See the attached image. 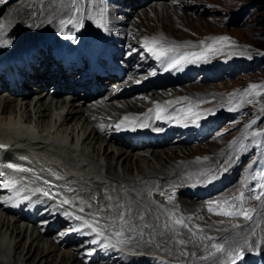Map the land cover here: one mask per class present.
<instances>
[{"label": "bare ground", "instance_id": "obj_1", "mask_svg": "<svg viewBox=\"0 0 264 264\" xmlns=\"http://www.w3.org/2000/svg\"><path fill=\"white\" fill-rule=\"evenodd\" d=\"M15 1H8L6 5L9 12L8 10H5L3 14V19L5 20L0 21V26H2L0 27V40L2 41L7 42L11 38L15 37H21L22 40H36V37L45 33L48 28H51L52 30L53 26L60 24L61 21L66 19L70 20L76 17L75 12L77 8L82 5V0H69L67 6H70V9L68 8V10H65V4L68 0H21L18 1V3H14ZM158 1H160L161 4L144 8L141 16H139V21L141 23L142 20H145L146 23L152 21L148 15V12L154 11L157 14V22H159L162 26H169L171 24L173 30L185 26L183 24L185 16L181 15L182 13H178V8L168 7V4L171 3L166 0ZM58 2H60V4H58L59 6L56 5ZM30 3L31 6H28ZM124 3L133 6L134 4H140V0H124ZM177 4L183 5L184 2H178ZM3 6L4 5H0V12L4 10ZM109 9L110 12H116L115 10H112L111 7H109ZM101 10L102 7L99 4V8L96 10V12ZM66 12L68 14L65 16ZM133 12L134 11H131V13ZM98 15L95 13L94 19H98ZM136 24L137 23H135V26ZM26 25L32 27V29L25 31L24 26ZM60 26H62L65 30H68L70 27V25L67 24H61ZM74 27L77 26L74 25ZM5 31L7 36L6 38H4L2 34V32ZM7 44H9V42H7ZM178 85L177 87H174L177 90H183L188 86L190 87V85ZM48 88L49 87H45L46 90ZM174 88H171L170 86L159 87L157 90H154L150 93L151 95H149V98L152 99L156 96L159 97L160 90H162V97L166 98L167 92L174 91ZM51 101L52 98H49L43 94V91L41 97L37 100L31 102V98H27L19 105L12 100H7L5 98L0 99V140L8 145H28L27 147L29 149H33L34 152L40 153L42 156H38L36 160L43 161L45 163L44 165H46L45 168L50 167L57 169L59 175L63 177L67 183L72 181L70 187H73V185H75L76 188L77 186L79 187L83 196H86L87 192H90V190L94 189L93 194H96L98 199H104L105 203L107 202L109 206H112V208L113 205H120L119 203H121L125 208L128 207L132 209L133 215L137 214L138 216H141V219H139L137 223L139 225L138 227L145 229L149 236H151L150 238H152V243L150 245L152 247L159 249H169V247L171 249L172 247V249H174L173 242L170 239L172 237V231H157V225L160 226L162 224L160 223V220L162 219V213H164L165 207L161 209L157 204L149 199L145 192L150 184L163 183V186H166L169 185V181H172V179L178 178L180 176H174L172 174L174 177L169 178L167 182H164V179L168 178L167 174L169 173L167 172L165 175L144 174L145 172L143 173L141 167L143 164H140V161L145 164L146 159L139 158L141 152L144 151L131 154L128 153L129 151H122V146H126L130 149L132 147H138L137 143L133 142L131 138H124L121 135H107L106 132H104V128H100L95 122L88 120V116H83L82 108L81 106L77 105L76 102H69L67 104L65 103V105L62 106L61 104L52 103ZM130 103L128 105H130ZM143 124H145V122ZM243 130L244 128L242 127L241 132ZM143 132L145 134L143 140H148L146 143L149 145L151 143L150 139L153 140L154 138L146 137L148 136L147 134L150 135L148 129L145 128ZM172 133H176V135L165 136L163 140L167 141L170 146H174L172 145L174 143L185 142L184 138L182 139V136L189 137L196 135H187L186 131L184 130L169 129L168 134L170 135ZM239 136L241 137L239 134L235 136L230 143L234 145L233 149H235V151L232 153L230 158L232 159L231 161H223L225 163H221L223 164L221 167V170L223 171H229V169L231 167H235L237 163V158L234 154H241L242 150L239 151V149L243 144V141L240 139V144L236 145V140L239 138ZM218 139L219 138H212L209 142L203 143V146L206 147L205 150H209V152H205L206 155L208 154L210 156L215 154L214 158H209L210 161H216V158L219 160L220 158L224 157L216 155V151L219 150V142L217 141ZM141 144L144 145L145 143ZM200 147H195L192 148L193 150H189L188 147L185 148L176 146L173 151H152L150 154L151 157H154V159L164 161L169 159H180L176 155L178 152H188V154L186 153L185 156L187 158H192V156H200V154L197 153L200 150ZM163 155L164 157H162ZM102 161L105 163H101ZM113 161H116V166L114 167H112ZM132 161H134L133 166L136 165L137 170L141 172L140 175L138 174V179H136V177L129 178L125 177L124 175H120L116 170L119 163L122 162L123 164L121 168L124 171L122 173H129L132 171ZM242 164V170H240L238 174L240 177L242 176L245 181L247 174V170L245 169L246 163ZM188 165L189 166H187V168H184V166H181L180 164L173 168L163 166V170L166 171L168 168L169 170L171 169L170 171H172V169H175L174 171L181 170V174L189 175V172H191L192 169L197 168L200 164ZM36 166L39 167L38 165ZM102 169H104V175H101L99 172ZM155 179H159L160 182H155ZM152 180L155 181L153 182ZM122 185H124V187H122ZM117 187L121 188L120 192H116ZM132 190H136L139 195H136V193L132 192ZM233 191V188H230V190L227 191V194L231 195ZM110 194L113 196L117 194L119 197L117 200L111 201V199L108 200V196ZM104 196H106V198H104ZM154 197L156 200L163 202L159 196L154 195ZM183 197L186 196L181 195L178 197V200H176L177 204L179 203L186 209L192 207V204L194 203L191 202V204L186 202ZM232 197L233 196H230V198ZM196 200L199 201L200 199ZM173 204H175V201ZM260 206V208H257V206L251 207L252 210L249 211L251 219H245L242 217L240 222L242 224H240L239 227L237 226V228H239L237 231H240L237 237L232 236L233 234L231 233L233 231L223 229V231L218 233H215L214 231L216 237L210 236L205 232L206 228L204 229L201 227V223H199V221H196L195 224L197 227L195 229H197V231L199 229L206 234L204 242L200 243V247L198 244L194 243V240H192V235L189 229H179L178 232L183 237H179L178 232L177 236L182 238L183 241L185 240V242H191L192 245H190L194 246V250H212L216 243L222 242L227 248L249 251L257 244L255 243V238H253V235L250 237L248 236V234H251L249 232L251 231L253 234H256L254 235L256 240L257 238L261 239L264 235V205ZM101 207H104L103 202ZM0 212L5 215L11 214V212L8 210L3 209L1 205ZM142 214L146 215L142 216ZM2 215H0V264H18L17 259L19 257V259H21V264H84L83 257H79V249L74 250L75 248L73 246L67 245L62 247L65 249V256L61 257L60 255L55 258L54 253L60 248V242H56L53 239L54 237L48 238V235H42L43 233L40 231V228H38L35 224L30 226L28 225V227L24 224L26 222L22 221L21 217L16 214H12L13 219L2 217ZM144 218H147L149 221L144 222ZM213 218L217 220L220 217L213 216ZM223 221L230 222V220H222V222ZM214 223L217 224L216 221L213 223L210 222V225H208L210 229L215 227ZM198 226H200V228ZM217 228H219V226ZM220 233L226 235L228 234L229 240L224 241L223 236ZM243 233L245 235H243ZM241 236H245L247 238H245V241L241 240L242 244L235 243L234 241L240 240ZM200 242H202V240H200ZM8 255L11 258H6ZM193 255V259L197 263H213L211 258L204 259L196 256L195 254Z\"/></svg>", "mask_w": 264, "mask_h": 264}, {"label": "rangeland", "instance_id": "obj_2", "mask_svg": "<svg viewBox=\"0 0 264 264\" xmlns=\"http://www.w3.org/2000/svg\"><path fill=\"white\" fill-rule=\"evenodd\" d=\"M15 1V0H14ZM184 2L183 5H178V2ZM69 0L65 4V10H68V4ZM145 2V0H143ZM14 3H18V1H15ZM13 3V4H14ZM60 2L56 3L57 6H59ZM167 6V5H166ZM151 7V6H150ZM168 7L171 8H178V13H182L181 15H184V21L183 24L185 26H182L180 28H176V30H173L171 27V24L169 26H162L159 22H157V14L153 12H148V15L152 21L145 22V20H142V23L139 21L144 8L136 13V15L130 16L131 19V25H132V31L134 33H140L143 34H151L155 31H161L164 35L167 37L179 40V41H198V42H206V43H213L215 40H219L223 37H227L228 41L224 44H217V48L220 54L223 55H230L228 61H239V66H237V69L233 70L231 74H224L220 77L211 79V80H205L201 82H196L193 80H188L180 83L183 85H190L187 88L183 90H177L174 87H177V85L172 86L175 90L171 92H167L166 98L162 97L161 91L159 93L158 99H178L182 96H199L207 94L208 96L200 97L201 101H206V105H214L217 108H219L220 104L223 102H228L230 105H232V109H244L245 117L244 119L247 120L244 125V130L241 132L242 127L239 126L238 128L232 127L227 121H222L217 126L215 130L210 134L213 136L215 135H221V139L219 138L217 141L219 142L218 145V151H216V155H220L219 160H211L209 158H214L215 154L212 155H206L205 152H209V150H205L206 147L203 146L204 142H209L210 138L204 137L203 139H197L196 135L193 136H186L183 137L185 142L180 143H174L170 146V144L167 141H163L165 136L162 138H154L151 140V143L147 145L148 140L143 141H136L134 139L133 142L137 143L138 147H132L131 149L122 146V151H129L128 153H139L140 159H146L145 164L140 161V164L143 170L144 174H153V175H165L166 172L168 179L172 178L174 176H180V178L184 179H190L188 181H197L195 179H201L203 178L202 175L209 172L213 167L221 169L223 164L225 162L223 161H231L232 159V153H234L235 149L234 145L229 144L226 145V141H229L231 138H233V131L235 132V136L238 134L241 135L236 140V145L240 144V139L243 141V144L239 151H241L240 155H243L244 161L245 158L249 153H245L248 148H251L253 154L257 156V163H255L252 166H248L247 170V177L246 182L251 181L253 182V185L255 186L258 182L261 180L262 172L264 173V157L260 154V138L264 136V118L262 120V124L258 120V116L261 115L264 112V0H176V2L168 4ZM6 11L8 10V7H6ZM181 10V11H180ZM131 11L134 10H130ZM2 12V11H1ZM0 12V13H1ZM5 12V11H4ZM9 12V10H8ZM11 13V12H10ZM68 13H65V16ZM63 16V15H62ZM0 17V21H3V19ZM191 18V19H190ZM135 23L136 26H135ZM27 26V25H26ZM24 26V30L32 29V27ZM23 30V31H24ZM226 46V47H224ZM221 54V55H222ZM234 56V57H231ZM227 60V59H226ZM225 72L230 73L229 70H225ZM179 86V85H178ZM168 87V86H166ZM171 87V88H172ZM166 89V88H164ZM163 89V90H164ZM43 90H46L45 88ZM157 90V89H156ZM159 92V91H157ZM210 100V102L208 101ZM224 110V109H223ZM237 116V115H236ZM240 115L238 114V117ZM147 138H149V134H147ZM175 136L176 133L167 134L166 136ZM122 136V135H121ZM234 136V137H235ZM123 137V136H122ZM129 139V138H128ZM160 139V141H159ZM162 139V140H161ZM181 140V139H180ZM156 141V142H155ZM216 141V140H215ZM119 142V141H118ZM141 143H145L144 145ZM193 145V146H192ZM185 147L189 148V150H193L192 148L200 147V150L197 152L200 154V156H192V158H187L185 154L188 152H178L176 154L180 159L176 160H156L154 157H151L152 151H158L162 152L164 150L173 151V149L176 147ZM233 149V150H232ZM238 149V148H237ZM250 151V152H251ZM190 154V153H189ZM210 154V153H209ZM231 154V155H230ZM125 155V154H124ZM197 155V154H196ZM222 155V156H221ZM230 155V156H228ZM164 157V155L162 156ZM225 158V159H224ZM228 158V160H227ZM163 159V158H162ZM184 159V160H183ZM104 160V158H103ZM183 160V161H180ZM199 160V161H198ZM201 160V161H200ZM215 161V162H214ZM219 161V162H218ZM101 163H105L102 161ZM223 163V164H221ZM113 166H116V161L112 162ZM122 162L119 163L116 170L120 175H124L125 177H136L138 179V176L141 172H139L136 168V165L133 166L134 161H132L131 170L129 173H122L124 172L121 168ZM148 164V165H147ZM178 164L181 166H184V168H187L189 166L188 164H200L197 168L192 169L191 172L188 174H181V170L172 169V171L169 170V168L165 171L163 170V166L166 167H175ZM203 164V165H202ZM221 164V166H220ZM215 165V166H214ZM202 168H200V167ZM243 166V164H242ZM242 166L237 167L235 170L237 173L242 170ZM136 168V169H135ZM183 168V169H184ZM203 169V170H202ZM174 171V173H173ZM190 171V170H189ZM203 171V172H202ZM101 175H104V169L99 171ZM177 172V173H176ZM259 172V180L256 177V173ZM139 174V175H138ZM172 176H171V175ZM128 175V176H127ZM170 175V176H169ZM163 177V176H162ZM164 178V177H163ZM239 178H242V176ZM176 179V178H174ZM156 180V181H155ZM155 182H158L159 179H155ZM153 181V180H152ZM153 181V182H154ZM241 181L243 182L244 179L242 178ZM160 182V181H159ZM124 187V185H122ZM247 190V191H246ZM247 194L243 195V201L235 200L232 197V201L230 202L231 208L229 210L233 211L234 213H237L231 217L223 216V215H217L215 214V210L210 212L209 205H223L224 208H229V205H224L223 202L225 200H205L202 203H198L197 200L187 197H183L186 202L188 203H194L192 204V207L185 208L184 206L180 205L179 203L175 205V208L180 210L182 215L186 216L188 219V223L191 225V227L194 229L197 227L195 224L196 221H199L201 223V227L205 229V232L208 233L210 236H215V233L223 231V230H230L233 231L231 234L232 236L237 237L240 233L239 227L241 222V215L240 213L242 210L250 207H256L260 208L261 206V200H258L257 197L253 200H250L247 198L248 195L253 194V190L251 191V188L248 187V189H245ZM132 192L136 193V195H139V193L136 190H132ZM234 191L233 193H235ZM260 196H264V191L260 193ZM225 198V197H224ZM258 200V201H257ZM181 206V208H180ZM182 209V210H181ZM187 212V213H186ZM3 213L0 212V215ZM146 214H144L145 216ZM189 215V216H188ZM213 216L220 217L217 220L213 218ZM2 217L13 219L12 214L5 215L3 214ZM163 217V214H162ZM191 218V219H190ZM194 220V221H193ZM222 220H230V222H222ZM217 222L214 223V228L210 229L208 225H210V222ZM239 221V222H238ZM191 222V223H190ZM209 223V224H208ZM220 223V224H219ZM28 226V224L24 223ZM199 225V224H198ZM236 225V226H235ZM219 226V228H217ZM227 228H226V227ZM235 226V227H234ZM200 228V226H198ZM225 227V228H224ZM233 227V228H232ZM210 230H209V229ZM208 229V231H207ZM223 229V230H222ZM235 229V230H234ZM262 229V228H261ZM215 231V233H214ZM199 232L202 234V236L206 235L203 231L199 230ZM212 232V233H210ZM251 234H248V236H252L255 238L256 245H261V242L264 241V235L263 237L257 238L254 237V235L251 231L249 232ZM221 234V233H220ZM243 235H245L243 233ZM225 236H227L225 234ZM9 238V236L7 235ZM243 238V239H242ZM245 236H241V239L238 241H233L238 244H242V241H245ZM173 241V239H171ZM248 243V241H247ZM199 245V243H196ZM200 247V246H199ZM175 248V247H174ZM193 251L190 254V258H193V252H194V246L190 247ZM167 249V248H166ZM65 249L59 248L58 251L54 253V257L57 258V256H65L64 254ZM12 255V253H11ZM197 256V254H195ZM199 255V254H198ZM6 258H11L9 255ZM20 258V257H19ZM17 259V263L21 264V259ZM59 261V259H58Z\"/></svg>", "mask_w": 264, "mask_h": 264}, {"label": "snow or ice", "instance_id": "obj_3", "mask_svg": "<svg viewBox=\"0 0 264 264\" xmlns=\"http://www.w3.org/2000/svg\"><path fill=\"white\" fill-rule=\"evenodd\" d=\"M68 23H73L72 20H68V21H61V24H68ZM76 26L78 28H83L84 25L82 22H76ZM95 26L99 29H106L107 28V22H106V17H105V11H101V14H100V18L99 19H96L95 20ZM2 27V26H0ZM228 41V38L227 37H223L219 40H215L213 41V43L211 45H204L203 43L200 45L201 47H204L205 48V51L204 52H191V53H187V54H184L180 57H178L177 59L173 60L172 63H171V67L172 68H177L179 66H181L182 62H188V61H191V62H196V61H199V60H206L207 59V54L209 52H212L215 50V45L217 44H224V43H227ZM158 42L157 41H152L151 44L148 42V41H145V48H147V50L157 59H161V54L165 52V49L163 48V46H161L159 48V50H157L155 47H153L154 45H156ZM7 46V42L6 41H2L0 40V47H6ZM176 46H173L172 49L170 50H174ZM231 110V109H230ZM200 116V113L198 112H191L189 111L188 113V117H199ZM157 118H161L160 115L158 114ZM125 120H129L128 117H125ZM123 123V121L121 122ZM193 123L195 126H199V121L198 120H193ZM120 125H117V128H119ZM132 127L135 128V124L133 123L132 124ZM0 147H3V146H0ZM261 179H264V176H261L260 177ZM261 188L264 189V185H261ZM45 196H50L52 194H50L49 192H44L43 193ZM260 197H257V199H259ZM233 199L235 200H240L241 202L243 201V193L240 194V196L238 197H234ZM64 204H68V201L67 200H64L63 201ZM224 205H229V208H224L223 205H220V204H217L215 206L213 205H209V211L212 212L215 210V214L217 215H223V216H227V217H231L237 213H234L233 211L229 210L231 208V204H230V201L228 200H225L223 202ZM239 215L243 216L245 219H251V216L249 214V211L248 210H242L240 213H238ZM77 220L81 219L80 217H76ZM121 221L123 222V215H121L120 217ZM176 224H179V225H183V221L182 220H177L175 221ZM84 226L91 229V232L95 233V237L90 241V243L92 244H97V243H101L99 237L103 236V239L104 241H107L108 240V236L103 233L101 230H99L97 227H94L92 223H90L89 221L85 220L84 221ZM76 231H81L80 228H77L75 229ZM86 234H90V233H86ZM113 235L115 236H120L122 235L121 232H117V233H114ZM180 243H183L182 241ZM110 245L109 243H103V247L104 248H108ZM217 251H222V249L220 248H217ZM91 254V253H89ZM244 258V252L243 251H239L238 250V256L236 259H243ZM233 264H235V259L233 260Z\"/></svg>", "mask_w": 264, "mask_h": 264}, {"label": "trees", "instance_id": "obj_4", "mask_svg": "<svg viewBox=\"0 0 264 264\" xmlns=\"http://www.w3.org/2000/svg\"><path fill=\"white\" fill-rule=\"evenodd\" d=\"M263 60H264V57H263ZM261 116L264 117V114H262Z\"/></svg>", "mask_w": 264, "mask_h": 264}]
</instances>
